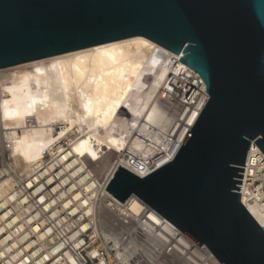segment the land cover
<instances>
[{"label": "water", "instance_id": "water-1", "mask_svg": "<svg viewBox=\"0 0 264 264\" xmlns=\"http://www.w3.org/2000/svg\"><path fill=\"white\" fill-rule=\"evenodd\" d=\"M137 35L180 54L209 99L169 163L119 165L106 190L137 195L222 264H264L240 193L252 142L264 152V0H0V69Z\"/></svg>", "mask_w": 264, "mask_h": 264}, {"label": "bare ground", "instance_id": "bare-ground-1", "mask_svg": "<svg viewBox=\"0 0 264 264\" xmlns=\"http://www.w3.org/2000/svg\"><path fill=\"white\" fill-rule=\"evenodd\" d=\"M172 53L137 35L0 69L2 160L25 174L56 154L99 181L118 165L145 176L169 163L201 113L174 122L159 96Z\"/></svg>", "mask_w": 264, "mask_h": 264}, {"label": "built area", "instance_id": "built-area-1", "mask_svg": "<svg viewBox=\"0 0 264 264\" xmlns=\"http://www.w3.org/2000/svg\"><path fill=\"white\" fill-rule=\"evenodd\" d=\"M171 56L174 63L159 96L179 123L191 111L202 112L209 95L200 74L177 66L180 57ZM164 138L162 147L168 142ZM253 143L241 201L264 218V152ZM55 155L25 174L1 160L0 264H222L207 245L190 238L137 195L123 203L106 190L119 165L110 178L99 181L74 159ZM151 166L149 173L163 165Z\"/></svg>", "mask_w": 264, "mask_h": 264}, {"label": "rangeland", "instance_id": "rangeland-1", "mask_svg": "<svg viewBox=\"0 0 264 264\" xmlns=\"http://www.w3.org/2000/svg\"><path fill=\"white\" fill-rule=\"evenodd\" d=\"M171 124H172V122H171V120H170L169 125H168V123H167V125H166V127H165L167 131H170V130H171V128H172ZM59 128H60V127H59Z\"/></svg>", "mask_w": 264, "mask_h": 264}]
</instances>
